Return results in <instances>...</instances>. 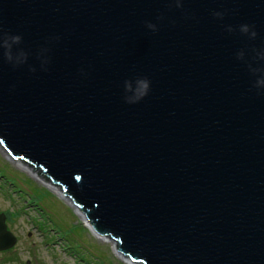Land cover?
<instances>
[{
	"label": "water",
	"instance_id": "water-1",
	"mask_svg": "<svg viewBox=\"0 0 264 264\" xmlns=\"http://www.w3.org/2000/svg\"><path fill=\"white\" fill-rule=\"evenodd\" d=\"M0 152L132 264H264V0H0Z\"/></svg>",
	"mask_w": 264,
	"mask_h": 264
},
{
	"label": "rangeland",
	"instance_id": "rangeland-1",
	"mask_svg": "<svg viewBox=\"0 0 264 264\" xmlns=\"http://www.w3.org/2000/svg\"><path fill=\"white\" fill-rule=\"evenodd\" d=\"M27 170L0 152V210L4 209L19 234L8 253L13 260L0 255V264H132L118 256L109 241L98 238L57 192Z\"/></svg>",
	"mask_w": 264,
	"mask_h": 264
},
{
	"label": "clouds",
	"instance_id": "clouds-1",
	"mask_svg": "<svg viewBox=\"0 0 264 264\" xmlns=\"http://www.w3.org/2000/svg\"><path fill=\"white\" fill-rule=\"evenodd\" d=\"M217 15H220V13H217ZM150 27H151V25H150ZM249 28H250V25H248V24H242L241 25V31H243L245 33L249 32ZM256 35H257L256 31L252 30L251 36L255 37ZM11 39H12L13 43H15V42H18L21 39V37L16 35V36H13ZM2 46L6 49L5 57L10 59L11 57H10L9 50H10L11 45H9L7 41H4ZM149 87H150V81L148 79L145 78V79H142L139 81V88L137 90V100L143 98L144 96H146L148 94Z\"/></svg>",
	"mask_w": 264,
	"mask_h": 264
},
{
	"label": "flooded vegetation",
	"instance_id": "flooded-vegetation-1",
	"mask_svg": "<svg viewBox=\"0 0 264 264\" xmlns=\"http://www.w3.org/2000/svg\"><path fill=\"white\" fill-rule=\"evenodd\" d=\"M35 170H36V172H37V171H41V175H40V176H44V175L42 174V170H41V168L36 167ZM37 173H38V172H37ZM3 210H4V209H3ZM3 210H0V213H2V212L5 213V211H3ZM10 220H11V219H9L8 215L5 213V223H6V225H7V229H8L9 231H11V232L16 236L17 241H18V240H19V234H17L15 231H13L12 226L10 225ZM16 243H17V242H16ZM15 245H16V244H15ZM13 249H14V246L11 247V248H9V249L1 250V251H0V255H4L3 258L10 259V261H11V260H13V259L8 258L9 256L11 257V255H10V254L8 255V253L11 252ZM3 258H0V261H1V259H3ZM26 263L28 264L29 262H26Z\"/></svg>",
	"mask_w": 264,
	"mask_h": 264
},
{
	"label": "bare ground",
	"instance_id": "bare-ground-1",
	"mask_svg": "<svg viewBox=\"0 0 264 264\" xmlns=\"http://www.w3.org/2000/svg\"><path fill=\"white\" fill-rule=\"evenodd\" d=\"M7 156V155H6ZM10 161H12L11 159H10ZM13 162V161H12ZM14 163V162H13ZM22 166H24V168L25 169H29L28 167H26V165L25 164H23V163H21V162H19ZM15 164V163H14ZM33 173V172H32ZM38 174V173H37ZM39 175V174H38ZM38 175H36L37 177H39ZM40 178V177H39ZM40 180H41V178H40ZM58 190V189H57ZM78 214L83 218V220L85 221V223L87 224V225H89L90 226V228L92 229V231L95 233V230L93 229V227H92V225L87 221V220H85L84 218L85 217H83V214L81 213V212H78ZM96 234V233H95ZM97 235V237L98 238H100V239H102V240H104V241H108L104 236H101V235H99V234H96ZM114 246V245H113ZM116 249V247L114 246V250ZM116 251V250H115ZM116 253H117V255L118 256H120V254L118 253V251H116ZM128 263H131V260L130 259H128V258H124Z\"/></svg>",
	"mask_w": 264,
	"mask_h": 264
},
{
	"label": "trees",
	"instance_id": "trees-1",
	"mask_svg": "<svg viewBox=\"0 0 264 264\" xmlns=\"http://www.w3.org/2000/svg\"><path fill=\"white\" fill-rule=\"evenodd\" d=\"M36 167H34V170H35ZM36 171V170H35ZM39 175H41V171H37ZM45 177V176H43ZM46 179H49L48 177H45Z\"/></svg>",
	"mask_w": 264,
	"mask_h": 264
}]
</instances>
